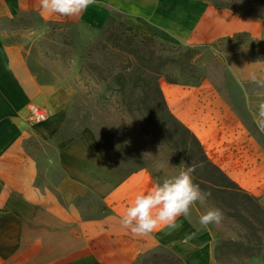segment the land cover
Segmentation results:
<instances>
[{
	"label": "crops",
	"instance_id": "obj_1",
	"mask_svg": "<svg viewBox=\"0 0 264 264\" xmlns=\"http://www.w3.org/2000/svg\"><path fill=\"white\" fill-rule=\"evenodd\" d=\"M221 11L204 0H96L80 15L63 17L42 14L39 0H0V23L25 13L102 28L120 18L142 35L197 48L240 32L230 30ZM243 68L244 80L263 78L259 64ZM58 90L36 81L24 49L7 43L0 29V264H137L157 247L170 249L183 264H211L210 230L190 215L178 218L176 230L143 237L122 227V214L135 195L158 182L144 170L115 173L90 130L62 145L56 188L38 185L37 163L24 152L30 134L24 119L28 108L37 106L49 111L48 128L61 122L68 95ZM172 115L196 137L209 161L264 208V157L253 146L244 150L246 140L221 98L183 93ZM246 181L259 187L249 190ZM88 193L104 206L102 215H87L82 202Z\"/></svg>",
	"mask_w": 264,
	"mask_h": 264
},
{
	"label": "rangeland",
	"instance_id": "obj_2",
	"mask_svg": "<svg viewBox=\"0 0 264 264\" xmlns=\"http://www.w3.org/2000/svg\"><path fill=\"white\" fill-rule=\"evenodd\" d=\"M229 5L245 10L235 3ZM221 12L229 18L230 30H244L264 45V21H258L260 24L256 26L257 20L242 17L235 11ZM0 29L7 43L24 49V56L32 66L43 67L48 73V76L40 73V77L59 86V93L68 95L64 117L52 128L47 126L49 111L42 107L47 114L45 124L35 125L28 116L24 119L30 131L24 142V152L37 163L39 186L56 188L60 180L62 145L76 140L83 130L93 133L106 162L120 176L144 170L160 183L196 162L198 158L191 153L192 149L181 144V135L152 131L138 90L130 95L132 112H126L111 80L113 64H120L124 56L119 57L109 49H142L148 55L151 51L158 54L162 49L177 45L155 38L151 45L144 39L150 36L124 25L120 18H112L106 26L96 28L81 23L46 22L35 14L19 13L3 20ZM214 43L197 47L194 75L181 76L177 84H168L164 79L159 81L167 106L172 113L183 93L219 96L235 116L238 130L246 140L244 150L253 146L264 157V133L258 131L252 116L264 102V50L262 47L246 49L249 41L241 43L238 49H231L232 52L223 47L218 49ZM261 54L260 62L246 60ZM244 63L259 64L263 78L244 80ZM171 67L168 66L167 71ZM100 74L103 80L99 79ZM192 176L194 181L196 174L193 172ZM246 184L249 190L259 187L256 181H246ZM82 203L89 216L104 212V206L90 193ZM211 207L224 213L221 224L207 227L212 236L211 264H264V216L257 208L250 206L248 213L240 206L233 211L210 194L205 204L197 203L191 208L190 217L197 226L200 225L199 217ZM153 252L171 264H178L174 252L158 247L144 254L137 264H149Z\"/></svg>",
	"mask_w": 264,
	"mask_h": 264
},
{
	"label": "trees",
	"instance_id": "obj_3",
	"mask_svg": "<svg viewBox=\"0 0 264 264\" xmlns=\"http://www.w3.org/2000/svg\"><path fill=\"white\" fill-rule=\"evenodd\" d=\"M206 3L218 10L235 11L238 15L257 21H264V0H204ZM229 3H235L242 6L245 10L233 9ZM111 20V19H110ZM109 20V21H110ZM125 25V24H124ZM152 45L154 38L144 37ZM249 41L246 49L264 50V45L250 37L246 32L235 33L229 37L222 38L214 43L216 48L238 49L241 43ZM206 47V46H205ZM230 49V50H229ZM123 57L120 64H113L112 83L116 92L121 96L122 104L128 113L132 112L130 95L136 90L139 91L140 101L143 104V111L148 116L149 127L158 134L163 132L172 133V135H181V144L184 148L192 149L194 156L198 159L195 163L189 164L194 167L196 174L194 182L200 188L219 198L224 205L231 210L237 211L240 206L249 213V207L254 206L258 212L264 216V208L260 205L259 199L242 190L235 182L231 181L218 167L212 164L203 151L202 146L196 137L180 123L170 112L163 93L159 86V81L164 79L168 84H177L181 76L190 77L194 75L195 58L198 56L197 48L190 47H170V49L161 50V53L151 51L148 55L142 49H109ZM237 52V51H236ZM163 53L167 55L163 56ZM227 53V52H226ZM264 53V51H263ZM236 56H241L237 55ZM261 56L247 57L248 61H262ZM28 68L39 84H48L49 80L40 77V73L48 76V73L40 67L31 65L29 58H26ZM168 66H172L167 71ZM96 73V67H92ZM173 72V73H168ZM99 79L101 78V74ZM180 143V142H179ZM178 264L182 261L175 259ZM139 262V260L137 261ZM149 264H171L166 259L159 256L156 252L151 254Z\"/></svg>",
	"mask_w": 264,
	"mask_h": 264
},
{
	"label": "clouds",
	"instance_id": "obj_4",
	"mask_svg": "<svg viewBox=\"0 0 264 264\" xmlns=\"http://www.w3.org/2000/svg\"><path fill=\"white\" fill-rule=\"evenodd\" d=\"M42 14L75 17L96 3V0H39ZM258 131L264 133V102L252 113ZM194 167H185L176 176L166 178L146 192L135 195L121 217V225L135 236H148L164 229L176 230L177 220L187 218L193 205L205 204L210 193L203 191L193 181ZM224 213L219 208H208L199 217V223L207 228L219 225Z\"/></svg>",
	"mask_w": 264,
	"mask_h": 264
},
{
	"label": "built area",
	"instance_id": "obj_5",
	"mask_svg": "<svg viewBox=\"0 0 264 264\" xmlns=\"http://www.w3.org/2000/svg\"><path fill=\"white\" fill-rule=\"evenodd\" d=\"M28 117L35 125L43 124L47 120L46 112L37 106L28 108Z\"/></svg>",
	"mask_w": 264,
	"mask_h": 264
},
{
	"label": "bare ground",
	"instance_id": "obj_6",
	"mask_svg": "<svg viewBox=\"0 0 264 264\" xmlns=\"http://www.w3.org/2000/svg\"><path fill=\"white\" fill-rule=\"evenodd\" d=\"M189 123V122H188ZM191 125V124H190ZM197 126V125H196ZM197 131V130H196ZM196 134V133H195ZM198 135V134H197Z\"/></svg>",
	"mask_w": 264,
	"mask_h": 264
}]
</instances>
